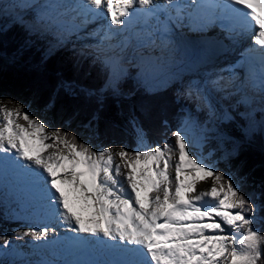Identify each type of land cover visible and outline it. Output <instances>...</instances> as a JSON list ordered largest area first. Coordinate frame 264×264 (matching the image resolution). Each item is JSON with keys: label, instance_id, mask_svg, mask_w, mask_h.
<instances>
[{"label": "snow or ice", "instance_id": "snow-or-ice-1", "mask_svg": "<svg viewBox=\"0 0 264 264\" xmlns=\"http://www.w3.org/2000/svg\"><path fill=\"white\" fill-rule=\"evenodd\" d=\"M202 8L207 11L201 13ZM73 10L82 17L77 31L92 20H105L104 39L113 29L127 28L134 16L155 18L158 11L171 10L177 22L187 18L200 28L235 20L226 27L250 33L251 46L264 53V0H191L187 6L178 0L162 5L157 0H82ZM172 136L174 145L147 147L141 140L147 150L97 149L77 142L74 133L48 131L22 104H0V164L11 157L30 177L43 197V215L57 226L121 245L123 258L113 264H261L264 231L253 227L257 206L231 178L225 185V173L194 157L182 131ZM173 149L178 153L174 177L169 171ZM208 178L212 187L198 192L197 183ZM50 231L55 235L56 227H28L15 235L46 241ZM0 240L9 243L7 237Z\"/></svg>", "mask_w": 264, "mask_h": 264}, {"label": "trees", "instance_id": "trees-1", "mask_svg": "<svg viewBox=\"0 0 264 264\" xmlns=\"http://www.w3.org/2000/svg\"><path fill=\"white\" fill-rule=\"evenodd\" d=\"M16 3L0 1L8 9L16 8ZM4 17L0 13V22ZM36 17L28 9L18 19L0 23V104H22L34 111V118L46 113L49 131L60 128L74 133L77 142L98 148L125 145L129 151L136 150V129L150 147L174 145L172 133L182 131L185 124L192 129L212 126L200 140L204 163L228 175L257 206L253 227L264 231V122L246 135L241 100L234 101L233 94L226 96L229 118L214 121L189 91V78L149 89L137 79L141 62L127 61L121 77L111 85L107 81L108 63L99 54L77 51L69 41L47 50L44 42L27 30L26 23L34 24ZM50 36L44 39L50 40ZM53 40L60 42L55 37ZM259 113L253 111L258 121ZM218 135L223 136V147L233 153L224 161L219 160L214 139ZM4 231L0 211V236L4 237ZM0 264L7 263L0 259Z\"/></svg>", "mask_w": 264, "mask_h": 264}, {"label": "rangeland", "instance_id": "rangeland-1", "mask_svg": "<svg viewBox=\"0 0 264 264\" xmlns=\"http://www.w3.org/2000/svg\"><path fill=\"white\" fill-rule=\"evenodd\" d=\"M15 1L17 2L16 8L12 7L8 9V7L0 4V13L6 18L1 22V25L8 24L11 22L10 20L18 19L28 9L33 11L37 17L34 24L26 23L28 26L27 30L31 34L36 35L37 38H40L47 50L51 51L59 43L69 41L77 51H84L88 54H99L109 64L110 76L108 74L107 81L111 85L121 77L122 68L127 64V61L131 63L141 62L142 66L138 70L137 79L146 84L149 89L162 88L173 80H185V78H189V83H187L189 91L195 94L202 107L208 109L214 121L229 117L226 114V108L229 106L226 96L233 94L234 101L241 100L243 102V110L240 112V116H245L246 135H249L251 130L254 131L259 122H264V78L262 81H256L253 75L245 77V66L243 63L240 62L239 65L235 64L236 58H240L239 53L241 50L238 47H235L237 56L233 52H224V54L216 59L198 63L199 65L196 66L194 62L183 60L181 54L178 53V48L173 42V38L163 41L154 39L151 44L143 46L139 42L131 43L129 39L128 41L121 40L118 34L121 30L113 29L109 34L111 38L104 39L105 32L96 34L94 30L102 25H104L103 31L108 30V27L105 26L107 22L103 19L99 20L101 23L96 21L93 24H88L84 31H77L73 26H76L77 23L80 24L82 18L79 19L78 13L73 9L79 4L76 3L79 0H74V2L71 0ZM68 4L72 7L70 8ZM38 18L41 20H37ZM88 33H91V35ZM124 34L127 35L126 32ZM48 35H51V39H44ZM151 35L154 36V31ZM54 37L56 40H60V42L54 41ZM75 41L79 45L74 43ZM192 54L194 55V52ZM205 58H200V60ZM239 67L240 69H238ZM16 106L8 105L7 107L15 108ZM25 110L32 117L35 116L34 111L29 108H25ZM253 111L260 112L259 121L254 117ZM39 119L47 125V130L49 131L46 113L40 115ZM18 122L25 126L27 125V122L22 118ZM211 131L212 126L192 129L189 124H185L182 128L183 134L188 137L192 154L203 162L204 157L199 146V140H202L205 134ZM134 139L139 150H147L146 147L141 146V140L143 145L150 147L143 134L137 129ZM214 139L219 151L220 161L226 160L233 154L230 148L226 149L223 147L221 143L223 136L218 135ZM49 142L51 143V141ZM96 148L99 149L98 147ZM168 151L165 152L168 153ZM177 157L178 153L173 149L171 153L173 166L169 169L173 177L175 175L174 162ZM115 162H120L119 157H116ZM209 166L213 168L212 165ZM127 171V168H122V172ZM4 174V171H0V211L5 225L4 237L8 238L9 243L7 246H4V242L0 240V259L5 260L7 264H52L50 262L51 258H43L40 251L35 250L33 247L31 248L32 244L36 245L33 238H16L15 233L21 229L32 227V225L37 227L32 218H38L36 215L33 216V210L28 205L29 202L28 204L25 202L26 196L21 194L22 192L14 185L13 181L12 183L8 182ZM225 176L226 185L227 178L229 177L226 174ZM212 184V178L201 180L196 185L197 191H207L212 187ZM17 190L20 192H17ZM21 216L24 219L21 220ZM44 246L46 247V244Z\"/></svg>", "mask_w": 264, "mask_h": 264}, {"label": "bare ground", "instance_id": "bare-ground-1", "mask_svg": "<svg viewBox=\"0 0 264 264\" xmlns=\"http://www.w3.org/2000/svg\"><path fill=\"white\" fill-rule=\"evenodd\" d=\"M72 2H74V0H71ZM70 1V2H71ZM164 0H157V3L158 4H163ZM77 3H82V0H79ZM68 6L71 8L72 6L68 4ZM171 11V10H170ZM166 11H160V13L157 15V18H155V21L152 23L153 25L154 24H160L162 25L163 27L167 28V29H171L172 30V35H175V33H173V31H175L177 28H179L182 24H184V21L181 23V22H177L175 20V17L169 19V18H165L164 17V14H165ZM82 18L81 16H79V19ZM11 19V18H9ZM100 19H96V20H92L89 24H93L95 23L96 21H98V23H101L99 21ZM185 20V19H184ZM105 21V20H104ZM77 25H79L77 23ZM76 25V26H77ZM107 25V23L105 24ZM214 24L211 25H208L206 27H203V28H199V30L195 33H192V34H185L187 35L186 37V41H189L191 43H194L195 46L193 47L195 51H198L199 47H203L205 49V53L203 54H197L196 57H191V55H188L187 53H185L184 55L185 56H188V57H184L183 60H189L190 62H194L196 64V66H198L202 60H200V57L202 55H206L208 58H216V56H221L222 54H224V50H226L228 53L230 52H233L235 53V55L237 54V50L235 49V47H238L241 51L239 53V57L240 58H236L235 60V64L236 65H239L240 62L244 61V58L242 57V54H244L245 52H250V50L248 49V44L246 43L245 41V33H237V32H233L230 34V37H231V41H227V42H223L222 44H220L218 41H220L221 39H224V37L219 34L221 32H223L221 29H218L217 27L213 26ZM76 26H73V28L76 29ZM103 27L104 25L102 26H99L97 28H95V33L96 34H99V33H104L103 31ZM210 27H215L213 28L210 32H209V28ZM85 29H82L80 31H84ZM107 32V31H105ZM213 32H217V33H213ZM121 40L123 41H128V36L125 35L122 31H119L118 32ZM131 41V40H130ZM134 41V38L133 40L131 41V43ZM220 46V50L222 51H216L214 50L217 46ZM217 49V48H216ZM179 53V51H178ZM233 54V56H235ZM237 56V55H236ZM250 61H253L254 58H250L249 59ZM245 66L244 69H251V73L254 77V79L256 81H261L260 79L257 78V71L262 73L264 75V69L260 66H257V65H253V66H248L246 64H243ZM240 69V67L238 68ZM0 157H3V154L0 153ZM9 158V157H8ZM7 158H5L4 160H6ZM3 170L1 165H0V171ZM35 202V200H34ZM35 204L37 206H40V212L36 215V217L39 219L40 218V215H41V218L43 221V223H49L48 226L49 228L51 229V227H56V233L55 235H50L52 232L50 231L49 232V235H48V238L47 240H39V241H36L35 240V243L36 245H31V248H35V250H38L41 252L43 258H46V257H49L51 258L49 252H53L54 253V256L55 258L58 260V261H63L61 260L62 258H65L66 256L63 255L62 253L59 252V248L62 247V246H65V241L61 239V236L65 233V234H72V232H70L69 229H67L66 227L64 226H57L56 225V222L53 221V220H50L49 218H46L44 215H43V208H44V201H36ZM33 212V211H32ZM36 213L33 212V215H35ZM21 220L24 219V217H20ZM32 227H35L34 225H32ZM69 230V231H67ZM43 243H45L47 245V248H44L43 247ZM52 259V258H51ZM87 264H90V263H87Z\"/></svg>", "mask_w": 264, "mask_h": 264}]
</instances>
